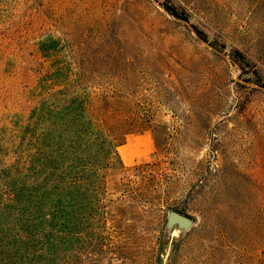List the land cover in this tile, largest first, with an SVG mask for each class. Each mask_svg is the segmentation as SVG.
<instances>
[{"label":"rangeland","instance_id":"1","mask_svg":"<svg viewBox=\"0 0 264 264\" xmlns=\"http://www.w3.org/2000/svg\"><path fill=\"white\" fill-rule=\"evenodd\" d=\"M41 64L129 97L118 114L147 130L116 150L159 179L152 193L113 157L93 178L116 135L87 134L88 172L54 197L67 216L49 264H264V0H0V123L19 113L21 67ZM168 209L195 221L177 245L160 241Z\"/></svg>","mask_w":264,"mask_h":264},{"label":"trees","instance_id":"2","mask_svg":"<svg viewBox=\"0 0 264 264\" xmlns=\"http://www.w3.org/2000/svg\"><path fill=\"white\" fill-rule=\"evenodd\" d=\"M167 11L181 17L175 10ZM41 65L39 74L34 64L21 67L29 82L21 92L19 113L0 123V264L29 255H39L42 264H49L54 211H60L61 221L67 216L54 197L69 196L74 182H82L83 173L88 172L82 163L93 138L87 134L109 131L116 135L108 142L107 171L94 166L90 170L93 178L114 175L117 169L142 179L146 174L152 193L159 182L150 164L127 168L116 150L126 136L147 130L143 123H125L118 114L115 107L129 102V97L91 90L84 82L68 79L83 77L89 72L85 68ZM112 157L117 169L110 166ZM87 189L95 197L101 190L97 185Z\"/></svg>","mask_w":264,"mask_h":264},{"label":"water","instance_id":"3","mask_svg":"<svg viewBox=\"0 0 264 264\" xmlns=\"http://www.w3.org/2000/svg\"><path fill=\"white\" fill-rule=\"evenodd\" d=\"M195 227V221L188 215H183L175 210L168 209L162 228L161 243L165 244L172 240L173 244H179ZM176 231L175 235L172 233Z\"/></svg>","mask_w":264,"mask_h":264},{"label":"bare ground","instance_id":"4","mask_svg":"<svg viewBox=\"0 0 264 264\" xmlns=\"http://www.w3.org/2000/svg\"><path fill=\"white\" fill-rule=\"evenodd\" d=\"M175 232V231H174Z\"/></svg>","mask_w":264,"mask_h":264}]
</instances>
